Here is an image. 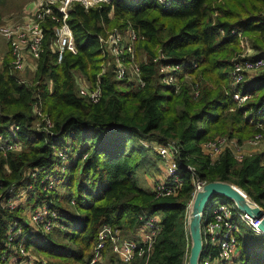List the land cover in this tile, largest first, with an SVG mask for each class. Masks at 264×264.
Masks as SVG:
<instances>
[{
    "label": "trees",
    "instance_id": "trees-1",
    "mask_svg": "<svg viewBox=\"0 0 264 264\" xmlns=\"http://www.w3.org/2000/svg\"><path fill=\"white\" fill-rule=\"evenodd\" d=\"M228 1L111 0L86 10L73 4L67 24L75 55L64 53L55 63L49 50L54 24L47 22L32 81L18 83L6 66L0 70V136L18 128L16 150L0 151V257H6L0 264L14 257L6 247L8 229L15 222L29 234L24 209L43 203L58 216L62 229L35 234L34 240L29 235L22 246L41 254L48 264H87L102 226L119 231L126 240L140 216L158 217L160 233L130 264H187L186 218L197 182L227 183L264 211V153L237 161L229 151L214 160L201 151L203 143L217 137L241 142L264 131V110L259 111L264 108V68L236 87L240 96H248L242 104L232 99L229 85L233 60L243 49L237 35L250 37L254 50L251 58L239 61L264 59V0H246L245 8L236 1L238 9L226 7ZM111 22L120 33L130 26L141 38L137 45L146 54L138 64L141 88L134 87V81L116 80L107 63L99 38ZM160 65L180 67L177 93L161 84ZM77 76L90 85L88 90L97 89L96 103L78 94ZM38 107L49 121V135L33 130ZM141 141L174 145L182 171L174 194L156 197L138 186L136 172L145 153L154 152L160 159ZM57 152L65 154L70 166L55 176L62 192L46 193L40 183L43 174L31 178L27 171L50 170L57 164ZM186 167L193 169L194 182ZM19 193L24 207L9 210L8 202ZM239 226L244 234L237 239L238 263L264 264V238ZM18 243L16 239L9 244ZM106 253L121 264L108 245L102 259Z\"/></svg>",
    "mask_w": 264,
    "mask_h": 264
},
{
    "label": "built area",
    "instance_id": "built-area-1",
    "mask_svg": "<svg viewBox=\"0 0 264 264\" xmlns=\"http://www.w3.org/2000/svg\"><path fill=\"white\" fill-rule=\"evenodd\" d=\"M111 0H36L33 6L29 8L19 23L6 24L0 26V37L7 43L10 55L9 74H16V81L22 83L17 73L21 71L26 63V59L37 61L40 53L43 51L42 43L44 38V27L47 22L54 24L51 28V44L50 51L54 55L56 64L61 62L64 53L71 55L76 54L71 30L67 24L68 12L73 4H77L83 9L98 7L102 4H108ZM140 37L127 26L123 33L117 31L111 34L104 33L103 38H99L100 43L110 56H112L115 66L113 67V76L116 80L127 79L134 81V86L141 88L143 86L139 77L138 64L144 61L140 60L138 64L133 61L134 45ZM162 57H160L161 59ZM155 61V60H154ZM264 68V60L244 59L233 62L231 73L229 75V85L232 88V99L238 104H242L248 99V96H240L235 91L236 87L244 80V77L252 78L258 71ZM179 66L160 65L159 74L161 75V84L173 88V92L177 93L178 85L176 75L180 72ZM89 91V90H88ZM84 92L82 89L78 92L80 96L87 98L91 103H96L98 99V91ZM196 92H194V96ZM264 110V108L259 111ZM40 111L39 107L35 109ZM258 111V112H259ZM49 123L44 126L47 135ZM16 132L17 127H13ZM11 135V136H10ZM9 139L0 136V151L16 150L14 145L15 135L9 131ZM56 139H58L56 137ZM264 142L261 133H256L246 142H237L233 138L217 137L211 141L202 144L201 151L209 157L216 159L224 151H229L234 158L239 161L244 156H250L252 151L256 150L259 143ZM154 148V147H153ZM18 150V149H17ZM156 153L164 166L166 181L157 184L153 188L156 197L169 196L174 194L181 185L182 171L178 168L175 155L176 149L172 143L160 145L156 148ZM57 164L51 170H43L42 174L47 173L40 180L44 192L49 193L54 189L55 176L63 175L67 170L68 163L66 156L62 152L56 153ZM39 169L27 171L31 178L39 173ZM187 174L191 181H195L193 169L186 167ZM203 183H196L195 191L202 186ZM23 197V193H19L15 199L10 200L7 204L9 210L16 207V200ZM72 203V202H71ZM56 215L48 209V204L43 203L29 211L27 215V226L35 230V234L42 236L52 231L56 224ZM138 227L141 228L140 238L138 241L121 240L116 235V230L109 226H102L97 234V241L92 249L90 260L87 264H96L101 260V253L105 246L108 245L110 252L115 255L121 264H130L135 256L141 254V249L149 248L151 242L160 233L159 221L155 217L137 218ZM246 226L249 231L255 235L264 238L257 229L258 222L252 221L245 214L239 212L232 203L224 200L211 199L206 206L200 226V235L202 242L203 258L199 264H210L214 258L217 264H231L237 255V232L239 225ZM60 226V224H58ZM61 227V226H60ZM27 237L26 233H22L18 223H13L6 232V247L11 250L14 257L8 258L7 264H48L45 260H37L22 245L23 240ZM19 240L16 247L10 246V242ZM211 251L215 254L212 256ZM0 260L6 261V257L2 255Z\"/></svg>",
    "mask_w": 264,
    "mask_h": 264
},
{
    "label": "rangeland",
    "instance_id": "rangeland-1",
    "mask_svg": "<svg viewBox=\"0 0 264 264\" xmlns=\"http://www.w3.org/2000/svg\"><path fill=\"white\" fill-rule=\"evenodd\" d=\"M158 1L161 2V3H164V0H158ZM236 1L241 2V3H238V5H240V7H242V8H245L247 6V3H245L246 0H229L228 2H225V6L228 7V8L235 7V9H238L236 7V5H235ZM34 2H36V0H6L2 5H0V26H4L6 24L19 23L21 21L22 17L24 16V14L26 13V11L29 8H31V6L34 5L33 4ZM262 11H264V5L262 7ZM118 24H119V22L116 23L115 25H118ZM114 31H117V32L120 33V31H122V30L121 29H118V27L117 26H114V23L111 22V24L109 25V27H107V29L105 30V32L107 34H111ZM231 35H234V34L232 33ZM237 37L239 39V42L241 44H243V49H242V51L239 52V54L236 55V57L234 58L233 61H236V60H238L239 58H241L243 56L246 57L248 55L249 51L250 52H254V50H252V48H251V44H250V41H249V40H251L250 37L249 38L248 37L247 38L246 37H240V35H237ZM51 39H52V37H50L49 46L51 44ZM137 44H138V41L134 45L133 61H134L135 64H138V62L140 60H142L143 58H145V56H146L145 52ZM49 50H50V47H49ZM108 57H109L110 61H107V63L112 64V68H113V66H115V62H114L112 56H110V54H108ZM249 57H251V56H249ZM262 60H264V59H262ZM9 62H10V55H9L8 45L0 37V70H2L3 67H5V66H6V69H8L9 68ZM24 64H25V67L21 71H19L17 73V76H18V78L21 81L30 83L32 81L33 75H34V72H33L32 68H35L36 61L33 60V59H31V58H29V59H26V63H24ZM261 71H258V72H261ZM76 80H77L78 85H79V91L82 89L84 92L85 91L87 92L88 91V88L90 87V85L88 83H86L83 79L81 80V77L80 76H77L76 77ZM94 90L95 89L90 88L88 92H92ZM35 118H37V120H36L37 122L33 125L34 132L35 133H39V134L42 133V132H45V129H44L43 126H46L47 123H49L48 119L45 117V115L42 114L41 111H36L35 112ZM11 132L15 135V133L17 131L15 132L13 129H11ZM255 134L256 133L252 134L250 137H248L246 139H243L244 141L242 140L241 142H243V143L246 142L247 140L251 139V137L253 135H255ZM6 135L4 137H6L5 139L7 140V139H9V136H8L9 133H8L7 136ZM261 135L264 138V131L261 132ZM140 143L142 145H144V147H147V148H150V146H151V148L154 147L153 148L154 151L156 150V148H158L160 146V145L155 144L154 142L147 143V142H142L141 141ZM261 144H264V142H262V143L260 142L259 143V145H261ZM256 150H254V152ZM83 157L84 156H82V158ZM139 157L140 156H138V158ZM143 159H144V161L142 162V166L141 167H144V166H153V170H151V172H148L147 170H144V171L139 172L138 173V176H139V178H142L141 179V182L145 183V181H146L144 179L143 175H146L149 178V177L153 176V174L159 175L161 173L163 175V178H162L161 181L155 182L154 187L157 184H160L163 181H166L163 163L161 162V160H159L157 158V156L154 154V152H151V154L149 152H146ZM154 163H156L155 166H154ZM69 166H70V164L67 165V167H69ZM52 168H49V169L51 170ZM35 170H37V169H35ZM39 170H40L39 173H42L43 172V169H39ZM46 174L47 173H44L42 176H45ZM56 176H59V175L57 174ZM138 186H139V184H138ZM54 189H55V192H57L58 194H60L62 192L61 187H58V184L56 182H55V185H54ZM20 199L23 201V198L20 197V198H18V200H16V202L19 201ZM71 202L69 203V205H72L73 204V202L72 203ZM56 219H58V216L57 215H56ZM157 219H158V217H157ZM55 221H56V224L57 225L53 229H58V230L60 229L61 230L62 227H60L58 225L59 224L58 220H55ZM244 228H246L247 230H249L246 226H244ZM53 229H52V231H53ZM51 232H49V233H51ZM136 232H138V233L141 232V228L136 227ZM116 235H117V237L119 239H121L120 232L119 231L116 232ZM124 239H126L127 241H135L136 240V236L132 232V235L130 233L127 236V238H124ZM137 241H138V239H137ZM91 252H92V250H91ZM31 253H32L31 255L33 257H35L37 260H45L47 262V259L43 258V256L41 254H36V253H33V252H31ZM110 257H111V254L110 253H106L105 254V258L103 257V259H102V253H101V260L99 262L100 263H103V264H117V262L115 261V258L114 257H111V260L112 261L110 262L109 261V258Z\"/></svg>",
    "mask_w": 264,
    "mask_h": 264
},
{
    "label": "water",
    "instance_id": "water-1",
    "mask_svg": "<svg viewBox=\"0 0 264 264\" xmlns=\"http://www.w3.org/2000/svg\"><path fill=\"white\" fill-rule=\"evenodd\" d=\"M211 199L232 203L252 221H257V229L264 235V211L249 201L239 190L223 182H209L200 186L192 195L188 205L186 230L189 238L187 264H199L202 254L200 235L201 217Z\"/></svg>",
    "mask_w": 264,
    "mask_h": 264
},
{
    "label": "crops",
    "instance_id": "crops-1",
    "mask_svg": "<svg viewBox=\"0 0 264 264\" xmlns=\"http://www.w3.org/2000/svg\"><path fill=\"white\" fill-rule=\"evenodd\" d=\"M250 53V54H249ZM249 53H248V55H247V57H249V56H252L253 55V52H250L249 51ZM246 56V55H245ZM251 58V57H250ZM253 59V58H252ZM257 59V58H256ZM34 69L35 68H32V70H33V72H34ZM180 73V72H179ZM77 85V90H78V92H79V85H78V83L76 84ZM135 87V86H134ZM252 153H255V154H262V153H264V144H261V145H259V147L257 148V150L254 152V151H252ZM155 164L156 163H154V166H155ZM157 168V167H156ZM144 170H147L148 172H151V170H153V166H144V167H141L140 168V170H137V172H136V179H137V182H138V184H139V186H140V188L141 189H143V190H145V191H148V192H152L153 191V187H154V185H155V182H158V181H161L162 180V178H163V175H162V173L161 174H159V175H155V174H153V176H151V177H149L148 178V176H146V175H143V177H144V179L146 180L145 181V183H143V182H141V179L142 178H139V176H138V173L139 172H141V171H144ZM58 187H60V186H58ZM22 200L20 199L19 201H17L16 202V206H18V207H24V201L25 200H23L22 202H21ZM30 211V210H29ZM29 211L28 210H25L24 209V214H25V216H24V219L27 221V215H28V213H29ZM27 212V213H26ZM156 217V216H155ZM157 218V217H156ZM242 226H238V232H237V239L238 238H243V234H244V232H242L244 229H242L241 228ZM134 234H135V236H136V240L135 241H137V239L139 240V238H140V232L138 233V232H136V228H134V232H133ZM31 236L32 238V240H34V236L33 235H35V230L33 229V228H31L30 227V230H29V234H27V237L28 236ZM252 235L253 236H255V237H257V238H260V236H258V235H255V234H253L252 233ZM237 251H238V249H237ZM238 252H237V255H236V257H235V259H233L232 260V262H231V264H239L238 263ZM210 264H217L216 263V261H215V259L213 258L212 260H211V262H210Z\"/></svg>",
    "mask_w": 264,
    "mask_h": 264
}]
</instances>
